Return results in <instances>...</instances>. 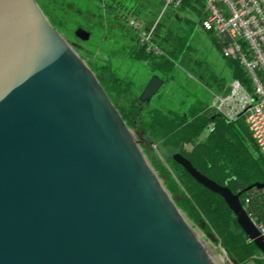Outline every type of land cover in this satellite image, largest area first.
I'll return each instance as SVG.
<instances>
[{"label": "water", "instance_id": "1", "mask_svg": "<svg viewBox=\"0 0 264 264\" xmlns=\"http://www.w3.org/2000/svg\"><path fill=\"white\" fill-rule=\"evenodd\" d=\"M74 36L89 39L82 28ZM162 86L152 75L139 101ZM172 161L222 199L264 258L238 193L180 153ZM0 264H212L94 72L35 0H0Z\"/></svg>", "mask_w": 264, "mask_h": 264}, {"label": "trees", "instance_id": "2", "mask_svg": "<svg viewBox=\"0 0 264 264\" xmlns=\"http://www.w3.org/2000/svg\"><path fill=\"white\" fill-rule=\"evenodd\" d=\"M35 1L39 4V0ZM191 2L202 8L199 0H183L179 6ZM39 8L56 28L54 20H59L57 6L46 2ZM104 8L124 24L128 23L127 17L133 12V7H127L125 0L105 1ZM122 49L125 50V58L120 60L130 64L129 68L126 65L112 67V56L107 62L98 57V61L86 62V65L94 72L125 125L129 129H137L142 153L165 190L177 198L173 202L175 208L194 227L215 236V242L233 264H264L262 254L237 226L222 199L192 180L181 166L172 161V154L180 153L204 177L227 187L230 193H238L240 206L264 232V188L245 190L254 182L264 183V157L254 154L244 122L241 118L227 122L221 116L208 114L204 111L207 103L184 108L183 101H179L177 108L173 109L172 94L168 89L158 94L154 102H140L139 94L148 79L138 76L132 67L140 66L149 73L148 78L156 75L164 84L171 85L176 76L174 60L180 53L164 49L154 53L149 43L142 45L138 40L124 44ZM229 63L230 79L239 80L247 89L249 81L240 65L234 60ZM209 121L214 123V127L202 136ZM151 145L166 148L171 156L164 163H157L154 160L156 154L148 151Z\"/></svg>", "mask_w": 264, "mask_h": 264}, {"label": "rangeland", "instance_id": "3", "mask_svg": "<svg viewBox=\"0 0 264 264\" xmlns=\"http://www.w3.org/2000/svg\"><path fill=\"white\" fill-rule=\"evenodd\" d=\"M105 1L109 0H39L37 5L42 7L48 2L57 6L59 20L54 21L59 30L52 28L85 63L91 64L99 58L107 62L112 56L114 61L112 67L126 65L129 68L130 64L120 60L125 58V50L122 48L124 44L139 41L140 32H150L148 43L154 53H158V49L174 51V54L180 53L174 60L175 82L171 85L163 83L153 95L151 99L153 102L158 94L168 89L172 94L173 109L177 108L179 101H183L184 108L209 104L212 94L226 89L232 81L230 60L222 55L212 37L200 29L198 23L200 16L189 9L188 5L172 9L165 8L161 0H125L127 7H133L132 14L127 17V22L134 23L130 26L114 19V16L104 8ZM46 19L50 23L48 16ZM77 28L89 33L87 41H81L74 36ZM132 68L145 80L152 76L148 78L149 73L140 66L134 65ZM130 130L139 144L141 137L137 129ZM148 151L156 154L154 160L157 163H164L165 159L171 156V152L160 145L156 147L151 145ZM171 198L172 202L177 199L175 195ZM181 215L213 264H233L215 242V236L211 233L206 234L198 226L194 227L182 213Z\"/></svg>", "mask_w": 264, "mask_h": 264}, {"label": "built area", "instance_id": "4", "mask_svg": "<svg viewBox=\"0 0 264 264\" xmlns=\"http://www.w3.org/2000/svg\"><path fill=\"white\" fill-rule=\"evenodd\" d=\"M161 1L165 8L174 9L183 0ZM199 1L203 9L198 21L200 29L214 39L226 59L240 65L249 81L246 89L239 80L233 79L226 89L212 94L204 111L221 116L227 122L241 118L255 149L254 154L264 157V0ZM133 24L128 22L130 26ZM149 35L150 32H140V44H147ZM213 127L214 123L209 121L202 136ZM257 228L264 235L260 226Z\"/></svg>", "mask_w": 264, "mask_h": 264}, {"label": "crops", "instance_id": "5", "mask_svg": "<svg viewBox=\"0 0 264 264\" xmlns=\"http://www.w3.org/2000/svg\"><path fill=\"white\" fill-rule=\"evenodd\" d=\"M188 7H189V9H191V10H193V11H195V12H197L198 14H199V16H200V18L202 17V14H203V12H202V8L198 5V4H196V3H194V2H191V3H189L188 4ZM209 35V34H208ZM209 37H210V35H209ZM213 39V38H212ZM233 81V80H232ZM218 87H216V89H217ZM216 91V90H215ZM220 91H222V90H219V91H216V92H220ZM214 93V94H218V93Z\"/></svg>", "mask_w": 264, "mask_h": 264}, {"label": "bare ground", "instance_id": "6", "mask_svg": "<svg viewBox=\"0 0 264 264\" xmlns=\"http://www.w3.org/2000/svg\"><path fill=\"white\" fill-rule=\"evenodd\" d=\"M195 236V235H194ZM213 264V263H212Z\"/></svg>", "mask_w": 264, "mask_h": 264}]
</instances>
